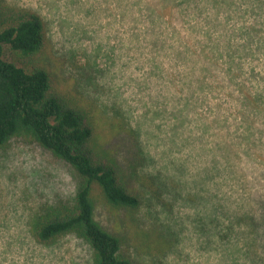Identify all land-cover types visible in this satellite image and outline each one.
<instances>
[{"label":"rangeland","instance_id":"1","mask_svg":"<svg viewBox=\"0 0 264 264\" xmlns=\"http://www.w3.org/2000/svg\"><path fill=\"white\" fill-rule=\"evenodd\" d=\"M4 1L46 28L37 54L5 48L4 59L49 72L140 199L135 210L113 207L93 187L94 219L119 238L120 255L131 264H264V0H198L206 9L179 24L221 55L214 69L224 87L201 93L198 79H216H200L193 57L151 46L148 23L133 27L123 0ZM225 142L230 154L217 147ZM79 183L69 164L29 139L0 150V264H92L81 238L41 246L28 233L36 214L70 203Z\"/></svg>","mask_w":264,"mask_h":264},{"label":"trees","instance_id":"2","mask_svg":"<svg viewBox=\"0 0 264 264\" xmlns=\"http://www.w3.org/2000/svg\"><path fill=\"white\" fill-rule=\"evenodd\" d=\"M123 1L130 5L133 27L137 28V23H148L146 31L152 36L151 46L163 52L169 51V56L177 59L193 57V68L201 73L200 79H216L215 83H203L198 79L199 88L196 89L200 93L224 87L214 69L216 61L221 62V55L211 51L207 43L192 41L185 29L179 26L181 22L190 26L194 10L200 15L206 9L199 5L198 0ZM174 40L180 44L177 49L172 43ZM45 41L46 28L39 15L0 0V150L13 138L29 139L69 164L80 177L73 200L36 214L29 224L28 233L34 243L41 246H49L65 236L74 235L90 246L92 264H131L120 255L119 238L103 229L94 219L93 187L97 188L99 197L113 207L135 210L140 199L127 187L116 160L97 147L91 118L54 91L50 74L44 68L35 66L27 70L4 59L5 48L22 57H32L42 49ZM230 70L229 67L228 72ZM188 84H192L191 79ZM227 94L237 101L232 93ZM250 126H246V146L253 147L255 128ZM130 130L134 134V130ZM134 136L138 138L136 133ZM219 146L229 154L233 151L227 142L217 143ZM142 151L139 148V156ZM247 215L242 218L249 221L250 216ZM209 222L214 223L212 220ZM232 229L229 225L223 236L229 238Z\"/></svg>","mask_w":264,"mask_h":264}]
</instances>
